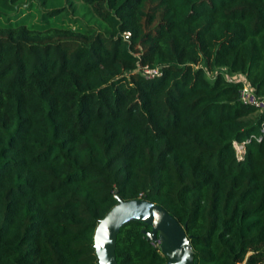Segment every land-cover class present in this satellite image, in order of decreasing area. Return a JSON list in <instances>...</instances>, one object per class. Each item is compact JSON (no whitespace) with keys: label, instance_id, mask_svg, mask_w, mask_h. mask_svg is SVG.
Returning <instances> with one entry per match:
<instances>
[{"label":"trees","instance_id":"1","mask_svg":"<svg viewBox=\"0 0 264 264\" xmlns=\"http://www.w3.org/2000/svg\"><path fill=\"white\" fill-rule=\"evenodd\" d=\"M220 69L264 97V0H0V264H98L117 197L198 264H264V112ZM141 229L117 264H166Z\"/></svg>","mask_w":264,"mask_h":264},{"label":"water","instance_id":"2","mask_svg":"<svg viewBox=\"0 0 264 264\" xmlns=\"http://www.w3.org/2000/svg\"><path fill=\"white\" fill-rule=\"evenodd\" d=\"M116 199L117 204L98 222L94 230L93 247L98 264H117V235L128 222H139L150 228L149 231L141 229V234L147 241L159 243L166 264H198L184 227L164 208L143 199Z\"/></svg>","mask_w":264,"mask_h":264},{"label":"built area","instance_id":"3","mask_svg":"<svg viewBox=\"0 0 264 264\" xmlns=\"http://www.w3.org/2000/svg\"><path fill=\"white\" fill-rule=\"evenodd\" d=\"M138 72L148 79H152L154 77L160 76V72L158 69H149L148 67L139 68ZM231 80L241 82V87L239 90V100L244 104L251 106L259 112H264V97L258 96L255 90L247 83L246 79L242 75H233ZM263 132V130H262ZM233 147L236 151V156L238 160L243 159L244 155V143H233Z\"/></svg>","mask_w":264,"mask_h":264},{"label":"rangeland","instance_id":"4","mask_svg":"<svg viewBox=\"0 0 264 264\" xmlns=\"http://www.w3.org/2000/svg\"><path fill=\"white\" fill-rule=\"evenodd\" d=\"M26 2H28V0H26ZM27 4H25V6H26ZM70 11H71V8H70ZM127 35H129V34H127ZM220 71L222 72V73H224V75L225 76H227L228 78H231L232 76H228L227 74H226V70L225 69H220ZM214 73L213 72H208V71H206V78L208 79V80H212L213 79V77H214Z\"/></svg>","mask_w":264,"mask_h":264}]
</instances>
